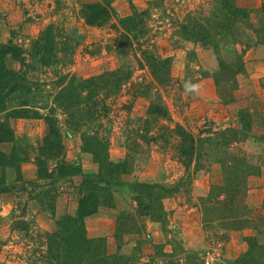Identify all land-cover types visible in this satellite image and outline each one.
<instances>
[{
    "label": "rangeland",
    "instance_id": "rangeland-1",
    "mask_svg": "<svg viewBox=\"0 0 264 264\" xmlns=\"http://www.w3.org/2000/svg\"><path fill=\"white\" fill-rule=\"evenodd\" d=\"M224 1L0 0V43L13 42L29 50L34 38L52 23L58 24L63 33L52 35L60 42L56 47H64L52 53L53 65L27 61L24 69L41 87L33 93L16 91L7 102L11 109L23 100H28L29 106L56 108L59 81L70 88L72 81L76 86L81 79L105 71L119 72L118 76L123 77L122 88L103 121H82L81 129H75L69 122L72 117L54 112L62 130V154L42 153L48 133L43 118H10L13 139L1 142L0 150L24 160L16 166H0V174L5 173L7 182V190L0 192V264H55L50 254V234L59 228L57 221L78 215L79 201L86 191L84 174L99 172L100 166L84 148L82 137L99 129L109 139L110 159L123 162L130 156V160L121 181L102 194L98 212L85 218L90 238L104 237L110 254H135L133 264H264V252L253 248L252 254L250 250L254 239L264 243V167L248 179L249 222L234 228L231 220L221 219L224 214L215 199L224 196L219 186L226 179L216 158L225 157L233 149L227 152L219 145L209 160L200 159L199 168L193 165L187 169L175 149L165 148L163 143H147L144 138L146 128L153 125L145 119L156 92L167 102L175 121L195 130L238 127V111L247 106L264 111V77H243L247 73L246 51L257 34L240 18L228 30ZM106 2L111 3L114 14L103 25L88 24L85 5ZM252 12V23L257 27L263 12ZM134 14L136 24L126 39L122 22ZM195 22L217 33L214 43L195 41L183 34V25L190 27ZM216 45L222 60L234 70L238 58L244 60L245 71L235 74L239 86L230 103L218 95L215 79L206 75L220 68ZM152 54L169 57L170 66L161 76L162 82L154 78L148 63ZM8 65L22 67L14 59H9ZM228 75L227 85L234 79L233 73ZM142 82H151V88L146 89ZM134 83L141 86L136 88ZM70 94L65 95H73ZM0 119H5V114ZM257 129L256 133L262 132ZM209 145L204 142L201 150H207ZM237 148H243L254 162L264 158V141L255 137L246 138ZM8 175L13 177L9 179ZM186 176L189 180H183L178 191L165 198L162 221H154L139 210L133 183L175 184ZM206 205L210 213L204 209ZM206 218L211 222L207 223Z\"/></svg>",
    "mask_w": 264,
    "mask_h": 264
},
{
    "label": "trees",
    "instance_id": "trees-1",
    "mask_svg": "<svg viewBox=\"0 0 264 264\" xmlns=\"http://www.w3.org/2000/svg\"><path fill=\"white\" fill-rule=\"evenodd\" d=\"M262 1V6L259 9V12H263L261 15L262 19L259 20V26L256 27L252 23V10L237 6L235 0H225L223 5L225 15L229 20L228 24H226V27H229L228 30L231 29L233 21L240 18L241 21L246 23L245 25L248 28L255 30L258 42L264 44V0ZM110 4V2L86 4L83 12L88 24H105L108 17L112 16V13L114 14ZM136 18L137 15L134 14L123 20L122 24L126 26L124 36L133 30ZM58 28V24H49L39 36L34 38L32 48L29 50L13 42L0 43V116L5 114V119H0V143L13 139V130L9 125L11 117L43 118L48 125V133L44 138V144L41 146L42 153L51 156V152L54 151L52 155H58L62 154L64 145L62 130L58 124L59 117L54 115L55 111L60 112L59 114L61 115L72 117L69 122L75 129H81L82 125H84L82 121L89 123L97 119L98 121H100L99 119L103 121L108 116L110 106L114 104V100L117 98L115 95L118 94L123 85L121 84L123 77L118 76L119 72L116 73L115 71H105L86 79H81L76 86L72 81L70 88L66 85L61 86V81H59L60 89L56 94V101L58 102L54 103L56 108L47 110L48 106H29L28 100H23L12 109L8 107L7 102H9L16 91L22 89L27 93H33L34 90H40L41 84L32 80L27 69L24 68L28 60H35L37 64L47 67L55 63V60L53 62L50 60L52 53L56 48L59 51L64 48L56 47L60 42L56 40L57 36H52L53 34L63 35ZM183 28V34L190 36L195 41L203 43H214L215 41L214 35L217 33H211L209 29L198 22H195V25L192 24L190 27L189 25H183ZM125 38L128 39V36ZM129 41L131 42L130 38ZM217 48H219L218 45L215 46V50L220 61V68L206 75H210L215 79L218 95L226 103H230L234 101V94L239 86L235 74L245 71L244 60L243 57H239L237 64L234 65L237 69L234 70L231 64L222 60ZM9 59L18 61L22 67L19 69L11 68L8 65ZM148 63L155 73L153 74L154 78L162 82L161 76L166 73L170 66L169 57L152 54L148 58ZM31 64L36 68L35 63ZM230 73H233L234 79L232 84L227 85L226 78ZM63 78L65 79L67 76H63ZM128 78V76L125 77V79ZM190 80V78L187 79V81ZM142 84L145 85L146 89H150L152 86L151 82L146 84L142 82ZM140 86L141 84L134 83V87L139 88ZM69 92L74 97L71 94V96L65 95L69 94ZM135 93L137 95H145V92ZM150 93L152 95L151 91ZM155 94L156 96L150 101L145 119L147 123L153 124L146 128L147 135L144 138L147 143H163L165 148L168 146L175 149L178 160L187 169H190L193 165L199 168L200 159L209 160L211 155L217 152L216 149L219 145L226 149L227 152L233 149L225 157L216 158L224 168L226 179L225 183L219 186L224 196L215 199H217L216 202L224 214L221 219L231 220L234 228L246 226L250 217L246 202L248 179L253 174L261 173L264 167V158L254 162L243 148L237 150V145L249 137L264 141V123H260V119H264V111H255L247 106L238 111V127L230 126L220 131L211 127H202L199 130H195L175 121L167 102L159 92ZM81 105L86 108L84 106L81 107ZM45 109L47 112L44 111ZM259 114L261 115L260 117L258 116ZM101 126L102 123L99 124L98 128ZM256 129L262 132L256 133ZM82 137L84 148L93 154L100 169L97 173L84 174L83 186L86 191L79 201V213L77 216L67 215L63 220L57 221L59 228L50 234V240H52V243L50 242V254L55 264H133L136 259L135 254H110L106 239L104 237L90 238L85 225V218L98 212L102 194L108 191L110 185L121 181V173L129 167L130 156L123 162L112 161L109 157V139L104 135L103 130L99 129L93 134L87 133ZM204 142L210 144L207 150H201ZM133 145L138 146L137 144ZM131 150L136 149L131 148ZM131 150L130 154L133 152ZM0 158H3V160L0 159V166L3 167L6 165L16 166L17 162L24 160L16 158L13 153L7 154L2 150H0ZM183 180H189V177L186 176L175 184L159 182L133 183L132 186L137 192L135 200L139 210L149 215L154 221H162L165 215V198L173 196L180 188ZM6 183V175L1 173L0 192L7 190ZM219 193L221 194L220 191ZM212 200H214V197ZM204 209L208 210L207 213H210V206L206 205ZM206 222L210 223L211 220L206 218ZM119 227H121V223ZM118 230L120 229L118 228ZM137 231H141V229L137 228ZM250 245V250L258 248V251L264 252V243L260 244L257 238L253 242L251 241ZM136 250L137 248L133 252L136 253ZM254 252L252 250L251 253L253 254ZM241 260H243L242 257Z\"/></svg>",
    "mask_w": 264,
    "mask_h": 264
},
{
    "label": "crops",
    "instance_id": "crops-1",
    "mask_svg": "<svg viewBox=\"0 0 264 264\" xmlns=\"http://www.w3.org/2000/svg\"><path fill=\"white\" fill-rule=\"evenodd\" d=\"M236 4L242 8L259 10L262 0H236ZM254 39L245 55L247 70V73L243 75L245 80H261L264 77V44L258 43L256 36ZM12 177L9 176V179Z\"/></svg>",
    "mask_w": 264,
    "mask_h": 264
}]
</instances>
